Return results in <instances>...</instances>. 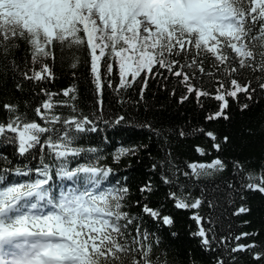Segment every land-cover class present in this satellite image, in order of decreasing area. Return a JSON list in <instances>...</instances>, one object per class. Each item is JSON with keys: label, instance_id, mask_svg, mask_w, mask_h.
<instances>
[{"label": "snow or ice", "instance_id": "obj_1", "mask_svg": "<svg viewBox=\"0 0 264 264\" xmlns=\"http://www.w3.org/2000/svg\"><path fill=\"white\" fill-rule=\"evenodd\" d=\"M57 46L82 50L98 94L105 87L120 93L143 80L142 98L151 79L159 77L166 82L176 78L185 93L178 103L193 96L201 108L204 98L215 102V108L204 116L206 123L230 119L231 104H239L240 95L254 100L258 92L264 93V0H0V75L11 73L14 79L34 85L53 81L55 74L48 61L55 60ZM21 47L26 51L22 69L16 56ZM209 58L212 70L206 72L204 64ZM78 64L77 57L70 67L75 69ZM197 72L214 77L210 80L214 87L197 86L193 82L199 80ZM245 73L248 77L241 83L240 76ZM15 87L22 90L19 82ZM74 92L75 88L69 87L59 94L75 100ZM39 94L44 99L32 110L35 119L19 113L16 104L0 106L7 114L0 120V138L15 145L21 157L37 149L40 152L38 167L0 169V264H169L166 250L159 251L160 238L137 224L136 217L125 210L127 185L105 187L112 168L91 159L83 163L77 160L85 153L97 152L93 147H78L75 141L81 133L99 132L97 121L101 117H63L52 109L67 106L75 113L68 100L54 102L58 93L44 87L39 88ZM171 94L175 96L176 90ZM97 103L102 110V99ZM239 107L246 111L250 105ZM123 120L119 116L112 123L119 125ZM144 127L151 129L150 124ZM195 133L203 135L217 153L229 143L228 136L222 144L215 131L204 127L192 129L191 134ZM178 134L181 138L190 135L184 129ZM137 150L119 147L113 159L118 162ZM194 150L200 156L211 155L200 145ZM45 156L53 163H46ZM70 161H76L75 166ZM152 167L155 170L157 165ZM226 167V162L215 156L210 161L188 163L190 171L182 175L212 178ZM233 167L240 178L238 187L235 179L227 183L229 192L264 196V164L245 171L236 161ZM178 172L181 169L173 172V178L166 172L161 175L170 187L167 199L177 211L195 210L189 217L197 226L191 235L199 239L203 251L221 252L214 256L213 264H238L237 253L250 254L257 264L264 261V242L254 238L259 232L217 239L211 214H200L203 205L215 210L220 196L227 198V193L220 192L221 186L209 192L206 185L193 199L186 184L174 178ZM4 173L27 179L12 181ZM139 192L150 195L151 181ZM136 206L157 224H174V217L163 215L160 208L140 200ZM249 211L240 206L232 215ZM233 240L234 245L229 246ZM257 248L260 250L254 251Z\"/></svg>", "mask_w": 264, "mask_h": 264}, {"label": "trees", "instance_id": "obj_2", "mask_svg": "<svg viewBox=\"0 0 264 264\" xmlns=\"http://www.w3.org/2000/svg\"><path fill=\"white\" fill-rule=\"evenodd\" d=\"M16 56L22 69V58L26 56L25 49L21 47ZM55 57L54 61H48L55 74V79L51 82L34 85L19 77L14 79L11 73L7 76L0 75V106L4 103L16 104L19 106V113L25 114L29 120L35 119L32 110L44 99L39 94V88L44 87L50 92L58 93L53 97L54 102L68 100V103L76 110L73 113L72 107L57 106L52 109L54 113L63 117L83 114L95 118L99 115L101 119L97 123L100 131L81 133L75 141L76 146L93 147L97 149V152L85 153L77 160L83 163L91 159L112 168V174L105 183V187L127 185L129 194L125 210L136 217L137 224H142L144 229L160 238L159 251L166 250L169 264H213L214 256L221 254V252L203 251L199 239L191 235L197 228L195 222L189 219L192 211L195 210L177 211L167 199L170 187L162 182L161 175L166 172L170 178H173L172 174L176 169H181V172L176 173L174 178L179 183L186 184L187 191L193 199L201 195V189L206 185L209 192H213L219 185L220 192L228 194L227 198L220 196L215 210H210L206 204L199 209L202 216L211 214L217 239L221 236L234 237L242 232H259L260 235L254 238L258 243L264 242V196L258 192H242L237 195L235 192H229L226 187L227 183L233 182L234 179L238 187L240 177L233 167L236 161L244 166L245 171L257 169L264 164V131H262L264 129V93L258 92L254 100H246L243 95H240L239 104L250 105L246 111H241L239 104L232 102L229 109L230 119L206 123L204 116L215 108V102L204 98L201 101L203 104L201 108L193 96L184 103H178L179 98L185 93L183 86L178 84L176 78L170 77L166 82L159 77L151 79L142 98L140 87L143 80L120 93L105 87L102 94H98L92 83L82 50L67 48L62 50L57 46ZM77 57L79 64L73 69L70 65ZM181 60L183 62V58ZM211 63V58L205 62L206 72L212 70ZM158 71L162 70L158 69ZM163 75L169 76V73L164 72ZM197 76L199 80L193 81L197 86L205 89L214 87V84L210 83L214 77L210 78L199 72ZM247 77V73L241 75L240 82L244 83ZM113 79L118 82L116 77ZM17 82L22 84V90L16 89ZM69 87L75 88L73 93L75 100H69L68 97L59 94L61 90ZM173 89L176 90L175 96L171 94ZM100 99H102V110L97 103ZM6 116L7 114L0 108V120H4ZM119 116H123L124 120L119 125L113 124L112 121ZM103 121L109 123L106 125ZM146 124H150L151 129L144 127ZM197 127L215 131L222 144L223 137L228 136L229 143L223 144L222 151L217 153L210 148V142L203 135L191 134L192 129ZM180 129H184L190 135L181 138L178 134ZM145 145L147 147H143ZM196 145L205 148L211 155L200 156L194 150ZM119 147H136L138 150L135 155L123 156L116 162L113 154ZM215 156H220L227 164L222 173L212 178L199 179H188L182 175L183 171H190L187 169L188 163L210 161ZM169 161L172 165L170 169ZM45 162L53 163L47 156H45ZM75 163L76 161H70L71 166H75ZM153 164L157 165L155 170H153ZM39 165V149L32 151L26 157H21L16 154L15 145L6 143L0 138V169H25L26 166L35 168ZM4 174L6 179L12 181L27 179L14 174L10 176L8 173ZM149 181L153 185V192L150 195H142L139 188ZM144 195H148L147 200H144ZM241 196L244 198L241 199ZM137 200L146 202L154 208H160L163 215H172L174 224L171 227L163 226L143 216L140 208L136 206ZM240 206H245L250 211L239 216L232 215ZM173 232L176 236L171 235ZM246 242L241 241V243ZM234 243V240L230 241L229 246H233ZM213 246L216 247L215 244ZM259 250L257 248L254 251ZM224 255L226 256L227 253ZM236 255L238 264H257L248 253ZM259 264H264V261H260Z\"/></svg>", "mask_w": 264, "mask_h": 264}]
</instances>
